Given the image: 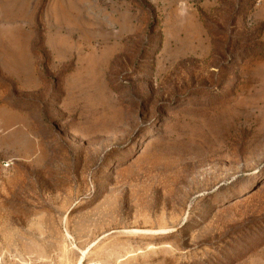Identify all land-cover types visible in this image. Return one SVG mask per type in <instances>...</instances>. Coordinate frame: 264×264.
Returning a JSON list of instances; mask_svg holds the SVG:
<instances>
[{
    "label": "rangeland",
    "instance_id": "obj_1",
    "mask_svg": "<svg viewBox=\"0 0 264 264\" xmlns=\"http://www.w3.org/2000/svg\"><path fill=\"white\" fill-rule=\"evenodd\" d=\"M260 3L0 0V264H264Z\"/></svg>",
    "mask_w": 264,
    "mask_h": 264
},
{
    "label": "crops",
    "instance_id": "obj_2",
    "mask_svg": "<svg viewBox=\"0 0 264 264\" xmlns=\"http://www.w3.org/2000/svg\"><path fill=\"white\" fill-rule=\"evenodd\" d=\"M32 0H29V2H31ZM52 1V0H51ZM174 1H176V0H172V2H174ZM260 5H261V7H259V9L257 10V15L259 16L258 18L259 19H264V5H262L261 3H260ZM3 124V121H2V119L0 118V124Z\"/></svg>",
    "mask_w": 264,
    "mask_h": 264
}]
</instances>
